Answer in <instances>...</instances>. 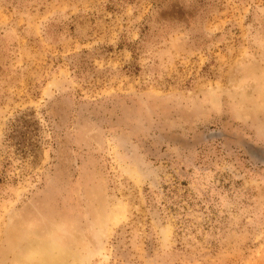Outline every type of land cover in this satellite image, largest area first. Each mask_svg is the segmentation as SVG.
I'll use <instances>...</instances> for the list:
<instances>
[{
  "label": "rangeland",
  "instance_id": "1",
  "mask_svg": "<svg viewBox=\"0 0 264 264\" xmlns=\"http://www.w3.org/2000/svg\"><path fill=\"white\" fill-rule=\"evenodd\" d=\"M55 262L264 264V0H0V264Z\"/></svg>",
  "mask_w": 264,
  "mask_h": 264
},
{
  "label": "bare ground",
  "instance_id": "2",
  "mask_svg": "<svg viewBox=\"0 0 264 264\" xmlns=\"http://www.w3.org/2000/svg\"><path fill=\"white\" fill-rule=\"evenodd\" d=\"M73 263H74V262H73ZM55 264H58V263L55 262Z\"/></svg>",
  "mask_w": 264,
  "mask_h": 264
}]
</instances>
